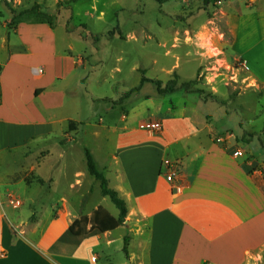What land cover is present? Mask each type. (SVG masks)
Listing matches in <instances>:
<instances>
[{
  "label": "crops",
  "instance_id": "1",
  "mask_svg": "<svg viewBox=\"0 0 264 264\" xmlns=\"http://www.w3.org/2000/svg\"><path fill=\"white\" fill-rule=\"evenodd\" d=\"M238 5L227 13L228 36L219 43L230 61L242 64L258 93L257 81L264 82V0ZM12 16L0 0V264H264V166L261 159L237 155L244 149L237 134L216 133L202 107L153 101L147 81L115 105L94 100L100 96L79 99L80 70L88 61L78 59L75 34L64 26L59 33L58 22L51 26L34 13L16 21ZM140 79L131 86H123L125 77L117 79V95L108 96L121 95ZM134 94L145 102L128 109ZM71 97L93 112L85 109V118L72 114ZM116 106L121 110L112 116ZM150 110L155 112L141 116ZM70 120L75 130H69ZM152 120L162 129L150 132L145 124ZM71 139L81 146L75 152ZM44 141L50 146L40 155ZM67 143L54 158L72 164L85 146L108 186L126 201L121 224L110 226L119 209L112 213L102 204L101 180L87 170L86 157L70 170L56 164L68 180L54 211L66 216H45L48 204L38 202L44 187L31 184L58 183V176L42 169L43 161L50 148ZM169 165L180 171L174 182L165 176ZM17 180L26 183L24 191L12 188ZM51 191L48 186L45 194ZM25 204L35 212L22 216ZM98 209V226H92ZM76 221L75 229L85 232L70 231Z\"/></svg>",
  "mask_w": 264,
  "mask_h": 264
},
{
  "label": "rangeland",
  "instance_id": "2",
  "mask_svg": "<svg viewBox=\"0 0 264 264\" xmlns=\"http://www.w3.org/2000/svg\"><path fill=\"white\" fill-rule=\"evenodd\" d=\"M36 2L56 17L59 33L64 32V26L75 34L72 38L75 52L83 56L78 59L88 61L86 68L80 70L79 80L82 78L84 82L76 95L79 99L117 95L116 80L121 77H125L123 86H131L142 74L161 79L163 83L176 74L180 83L192 80L191 88H195L192 90L201 89V94H197L208 100L201 99L194 91L184 90L159 96L154 82L147 81L145 90L153 91L151 99L162 101L164 106L174 103L179 108L184 104L202 107L210 114L209 122L216 133L231 130L237 134L245 157L261 159L264 166V82L257 81L261 89L258 93L253 91V80L242 69V64L230 61L224 45L219 43L223 34L228 36L224 33L227 13L238 7V3L249 4L254 0H5V4L16 12ZM75 79L76 75L68 82ZM140 94L149 95L147 92ZM141 96H133L127 108L142 105L145 98ZM117 97L119 95L113 98ZM73 98L67 107L72 114L85 118L87 113L93 112L91 105L86 106V102L82 105ZM120 110L118 106L113 108L112 116ZM152 112L155 111H146L141 116L146 117ZM61 139L67 142L68 138ZM71 141L75 152L81 146L73 139ZM60 145L58 149L50 148L52 155L44 159L42 166L44 171L53 172L60 178L58 183L50 186L33 182L31 185L44 187L38 202L48 204L45 216L59 212L64 221L66 212L54 209L61 202L59 197L67 191L68 177L59 173L56 164H65L70 170L75 161H85V154L79 151L72 164L66 157L63 160L54 158L61 157L69 144ZM49 146L50 141L41 142L40 155L45 154ZM25 186L24 180H17L12 188L20 192ZM48 186L52 188V195L45 194ZM105 197L102 204L117 213L118 208L110 197ZM20 211L22 216H29L35 209L25 204Z\"/></svg>",
  "mask_w": 264,
  "mask_h": 264
},
{
  "label": "trees",
  "instance_id": "3",
  "mask_svg": "<svg viewBox=\"0 0 264 264\" xmlns=\"http://www.w3.org/2000/svg\"><path fill=\"white\" fill-rule=\"evenodd\" d=\"M76 1V0H73ZM12 11V21H16L18 18H20L21 16H23L24 14L27 13H34L37 14L39 16V18L42 21H46L48 22L51 26H55L56 25V20H55V16L47 11L42 10V8L40 7L39 3H34L33 5H31V7H28L26 9L23 10H19L18 12L15 11V9H11ZM226 32V29H225ZM146 81H152L154 82L155 86H156V91L158 94H167V93H172L174 91H178V90H185V91H194L195 93H199L201 94L202 90L201 89H196V90H192L195 88H191V83L192 80H186L183 82H179L178 81V77L175 74L174 77L169 78L165 83H163V81L161 79H155V78H151V77H146L144 74H142V77L140 79V82L138 83V85L129 88L128 90H126L124 93H122L121 95H119V97L117 98H113V97H100V98H96L94 99L95 101H104L107 102L109 105H115L118 103H122L129 95H131L132 93L136 92L142 85L144 82ZM77 125L76 122L74 120H70L68 123V128L69 130H75ZM84 150V154L86 157V164H87V170L97 179L101 180V186H102V191L105 195H108L110 197V199L112 200V202L115 204V206L119 209V215L117 218L114 217H109L112 220L111 223V227L121 224L124 219L125 216L127 214V205H126V201L120 197V195L118 194V192L109 187L108 186V179L103 175L102 172H100L99 170H97L93 157L90 154L89 150L84 146L83 147ZM99 209L96 211V213L93 214L92 216V226H98L97 224H95V221L98 220L99 216ZM105 217V216H104ZM102 219V218H101ZM103 220V219H102ZM79 223L76 221L74 223H72L69 226V229L72 233L75 234H80L85 232L84 229L81 230H76L75 226H77ZM104 227H101V229H103ZM106 228V227H105ZM128 236L125 235L124 236V251L127 253V241H128Z\"/></svg>",
  "mask_w": 264,
  "mask_h": 264
},
{
  "label": "built area",
  "instance_id": "4",
  "mask_svg": "<svg viewBox=\"0 0 264 264\" xmlns=\"http://www.w3.org/2000/svg\"><path fill=\"white\" fill-rule=\"evenodd\" d=\"M39 71H43V68L40 67ZM145 126L148 128V130L150 132H154L155 130L159 131L160 129H162V124L158 120L148 121V122H146ZM237 155L238 156H244L243 150L242 149L238 150ZM166 163L172 164L168 160H166ZM165 176L169 182H174L179 178L180 171H179L178 167H170V165H169V168H168L167 172L165 173Z\"/></svg>",
  "mask_w": 264,
  "mask_h": 264
}]
</instances>
